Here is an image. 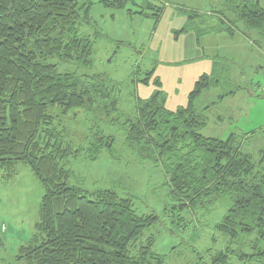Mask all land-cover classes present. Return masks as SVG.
<instances>
[{"label":"trees","instance_id":"1","mask_svg":"<svg viewBox=\"0 0 264 264\" xmlns=\"http://www.w3.org/2000/svg\"><path fill=\"white\" fill-rule=\"evenodd\" d=\"M99 3L111 10L135 5L132 0ZM92 5V0H0V180L13 177L21 164L43 189L34 233L15 260L165 264V255L153 249L160 225L180 245L185 232L206 219L201 227L209 225L211 241L218 236L224 247L203 252L191 248L198 261H204L196 264H264V148L254 163L241 151L239 141L245 137L230 135L220 141L201 136L205 119L194 102L214 83L205 76L195 83L186 106L174 112L165 109V97L154 80L157 91L137 99L133 114L122 124L130 151L159 167L166 178L167 224L154 213L136 214L130 199L112 191L87 193L69 186V173L60 162L77 158L81 151L61 141L55 121L71 111L95 107L107 117H118L117 85L102 75L79 72L93 65L94 42L83 31L91 27ZM151 9L157 13L148 15ZM228 10L234 20L218 13V32L232 34L240 23L246 33L256 31L264 38V10L257 2ZM127 12L158 20L161 8L145 0L139 11ZM206 33L211 31H202ZM69 64L73 71L61 70ZM151 77L149 73L138 83L147 86ZM113 143L112 136L94 134L88 158L95 160ZM211 215L217 218L212 226L207 221ZM151 228L160 230L143 238Z\"/></svg>","mask_w":264,"mask_h":264},{"label":"rangeland","instance_id":"2","mask_svg":"<svg viewBox=\"0 0 264 264\" xmlns=\"http://www.w3.org/2000/svg\"><path fill=\"white\" fill-rule=\"evenodd\" d=\"M144 1L132 0L134 6L111 10L104 8L100 0H92L91 27L83 28L94 42L93 65L79 72L102 75L117 85L118 117H107L97 107L79 109L56 120L55 127L65 145L81 151L77 158L70 156L60 162L69 173L70 187L87 193L112 191L130 199L136 214L154 213L166 223V178L159 167L139 159L127 147L122 129L124 118L133 114L137 99L149 98L157 91L154 80L159 82L165 97V109L174 112L186 106L195 83L205 76L214 83L194 102L195 111L205 119L201 136L220 141L230 135L245 137L239 141L241 151L258 163L259 152L264 148V64L256 59L257 50L250 43L255 38L251 32L245 36L242 24H235L234 34L218 32L216 27L218 13L224 12L232 22L234 16L228 9L256 2L264 8V0H148L154 8H161L158 20L128 14L127 10L139 11ZM146 13L157 12L151 9ZM191 15L198 19H190ZM206 30L211 33L202 34ZM63 69L73 71L74 66L63 65ZM149 73L152 77L147 86L138 83ZM96 133L112 136L114 143L110 151L103 149L91 160L87 149ZM42 196L38 180L21 164L16 166L13 177L0 180V228L5 230L0 231V264H21L15 256L34 233ZM212 216L207 220L210 226L217 219ZM205 220L187 230L182 244L164 254L165 264L204 263L198 261L191 248L203 252L224 247L218 236L215 243L211 241L209 225L201 227L206 225ZM160 226L161 235L166 234L162 231L164 226ZM158 230L149 229L143 238Z\"/></svg>","mask_w":264,"mask_h":264},{"label":"crops","instance_id":"3","mask_svg":"<svg viewBox=\"0 0 264 264\" xmlns=\"http://www.w3.org/2000/svg\"><path fill=\"white\" fill-rule=\"evenodd\" d=\"M257 3L259 4V2ZM261 8L264 10L263 7ZM249 32H251L253 37L255 38V41H252L250 43L257 50L258 56L256 57V59L258 61L260 60L261 63L264 64V38L261 39L256 31H249ZM248 33L246 36H248ZM260 69L263 68L260 67ZM157 240L158 241H156L157 243L155 246L157 250L156 253H158L159 255H164L166 253L172 252L175 249V247H177L178 245V242L173 237H170L165 233L160 235Z\"/></svg>","mask_w":264,"mask_h":264}]
</instances>
